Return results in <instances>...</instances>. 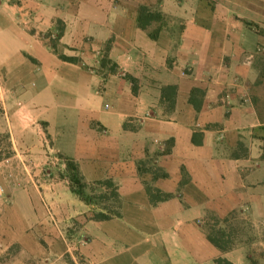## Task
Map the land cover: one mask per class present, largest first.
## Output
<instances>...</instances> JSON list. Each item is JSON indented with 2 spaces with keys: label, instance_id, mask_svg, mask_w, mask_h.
<instances>
[{
  "label": "crops",
  "instance_id": "0c3cea01",
  "mask_svg": "<svg viewBox=\"0 0 264 264\" xmlns=\"http://www.w3.org/2000/svg\"><path fill=\"white\" fill-rule=\"evenodd\" d=\"M106 1L0 0V264H78V236L88 264H237L201 221L264 204V0ZM51 154L110 178L119 216L67 240L90 206L31 177Z\"/></svg>",
  "mask_w": 264,
  "mask_h": 264
},
{
  "label": "rangeland",
  "instance_id": "374dc122",
  "mask_svg": "<svg viewBox=\"0 0 264 264\" xmlns=\"http://www.w3.org/2000/svg\"><path fill=\"white\" fill-rule=\"evenodd\" d=\"M33 1H35V3L41 2V0ZM178 1L181 2L182 0ZM96 2L105 3L107 1L96 0ZM23 13L24 15L26 13L25 19L27 20H30L35 14L31 8L24 9ZM54 34L55 33H49L48 35V38L51 39V41L54 39V37H57V35L55 34V36ZM86 41L87 43L89 42L88 40ZM96 50L98 49H95L94 51ZM99 51H101L100 54L105 53V44L100 47ZM260 57V60H258V66L260 67L259 73L262 77V81H264V56ZM109 66L111 67V65ZM166 91V94L172 93L171 89L167 88ZM261 103L260 111L264 113V101ZM66 158V156L51 154L47 164L39 165L37 168L29 170V174L34 180L40 179V182H43V180L47 182L59 181L60 183L58 187L54 186L50 188L52 191H57L56 189L59 188L61 192L63 189L65 193L76 196L79 200H81L78 195L70 190L68 178L69 172L65 166ZM15 175H20V178H24L22 172L16 173ZM106 179L110 178H102L91 181H86L84 179L87 183L86 193L91 198L92 203L88 204V206H90V210L87 212V215L85 213V218L81 217L80 220L69 218V221L65 222L63 230L67 240L74 238L76 232L81 230L80 228L83 225L81 221H84V219L87 218H93L100 210L103 209L107 211L109 215H113L114 211H119L120 198L118 197L117 199L115 197L114 187L106 184V182H99V180ZM39 188L43 191V188ZM115 188L117 189L116 185ZM147 190L150 194H152V189L150 187H148ZM48 208L52 210L50 205H48ZM201 226L206 235H211L213 238L218 240L223 248H220L216 245L215 246L222 252H225L230 257H232L234 262L237 264H264V204H257L256 206H242L240 208L233 209L224 215H218L215 212L207 211L204 220L201 221ZM79 238L81 240H78ZM77 240L76 248L72 249L71 252H68L66 256L69 257L73 255L78 264H88V260L84 256V252H81L80 249L86 245L85 242H87V239L82 236H78ZM237 251L241 252L236 254ZM216 259L229 261L225 256H220Z\"/></svg>",
  "mask_w": 264,
  "mask_h": 264
},
{
  "label": "trees",
  "instance_id": "16d2710c",
  "mask_svg": "<svg viewBox=\"0 0 264 264\" xmlns=\"http://www.w3.org/2000/svg\"><path fill=\"white\" fill-rule=\"evenodd\" d=\"M138 13H137V23L138 26L146 29L148 25H150L152 22H159V24L152 30L149 32L150 37H152L153 39L157 38L158 32L161 28V23L164 20V16L162 15V13L158 10H152L150 9L147 5L145 4H140L138 6ZM106 46V50L109 47L107 44ZM63 58L66 59H72L69 57H65L62 56ZM108 62H110V60L107 59L106 55L104 54V56L101 58L100 60V65L104 66L105 64H107ZM114 65V64H113ZM112 67V65H111ZM127 78H129L132 81V89L135 92V78L131 75H126ZM171 89V91L174 92L175 86L173 85H167V86H163L162 87V95L167 93L166 89ZM196 91V89H192V94ZM264 139V138H263ZM66 169L69 172V187L70 190L72 192H74L76 195H78V197L86 204H91L92 200L91 198L88 196V194L86 193V186L87 183L84 180V177L78 167V164L71 158H66ZM99 182L101 183H105L113 186L114 187V195L115 197L118 199V193H117V189L115 188L114 183L112 182V180L110 179H106V180H99ZM113 215L119 216V211H114ZM112 215H109L107 213V211L105 210H100L94 217L96 219H105V218H109ZM208 239L210 240V242H212L214 245L223 248V246L219 243L218 240H216L215 238H213L211 235L207 236ZM216 263L217 264H232L230 261H224L222 259H216Z\"/></svg>",
  "mask_w": 264,
  "mask_h": 264
},
{
  "label": "built area",
  "instance_id": "2783aa9c",
  "mask_svg": "<svg viewBox=\"0 0 264 264\" xmlns=\"http://www.w3.org/2000/svg\"><path fill=\"white\" fill-rule=\"evenodd\" d=\"M253 54H246L244 59V64L249 65L252 62Z\"/></svg>",
  "mask_w": 264,
  "mask_h": 264
}]
</instances>
